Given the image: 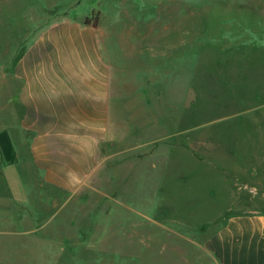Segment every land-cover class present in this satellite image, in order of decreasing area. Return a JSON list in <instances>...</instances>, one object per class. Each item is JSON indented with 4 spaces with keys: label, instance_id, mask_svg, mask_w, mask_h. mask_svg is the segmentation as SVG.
<instances>
[{
    "label": "rangeland",
    "instance_id": "rangeland-1",
    "mask_svg": "<svg viewBox=\"0 0 264 264\" xmlns=\"http://www.w3.org/2000/svg\"><path fill=\"white\" fill-rule=\"evenodd\" d=\"M65 19L97 21L114 68L105 163L74 194L4 197L0 264H212L223 208L264 192V0H0V80Z\"/></svg>",
    "mask_w": 264,
    "mask_h": 264
},
{
    "label": "crops",
    "instance_id": "crops-1",
    "mask_svg": "<svg viewBox=\"0 0 264 264\" xmlns=\"http://www.w3.org/2000/svg\"><path fill=\"white\" fill-rule=\"evenodd\" d=\"M114 73L98 26L73 19L40 29L19 48L0 80V202L12 195L22 203L35 188L74 194L100 173L116 115ZM258 132L254 166L264 164V127ZM223 170L225 190L237 177ZM249 178L264 191L263 176ZM256 193L250 204L223 208L204 241L212 264H264V192Z\"/></svg>",
    "mask_w": 264,
    "mask_h": 264
},
{
    "label": "trees",
    "instance_id": "trees-1",
    "mask_svg": "<svg viewBox=\"0 0 264 264\" xmlns=\"http://www.w3.org/2000/svg\"><path fill=\"white\" fill-rule=\"evenodd\" d=\"M98 14V13H97ZM84 25H91L93 27H97V21H93V23H89L88 20L86 19L84 22H83Z\"/></svg>",
    "mask_w": 264,
    "mask_h": 264
}]
</instances>
